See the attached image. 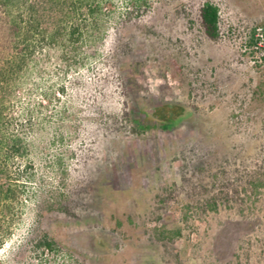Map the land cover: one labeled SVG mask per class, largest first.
Segmentation results:
<instances>
[{"label": "rangeland", "instance_id": "obj_1", "mask_svg": "<svg viewBox=\"0 0 264 264\" xmlns=\"http://www.w3.org/2000/svg\"><path fill=\"white\" fill-rule=\"evenodd\" d=\"M205 1L107 0L71 65L37 55L11 98L33 118L0 264H264V0H209L218 40Z\"/></svg>", "mask_w": 264, "mask_h": 264}, {"label": "trees", "instance_id": "obj_2", "mask_svg": "<svg viewBox=\"0 0 264 264\" xmlns=\"http://www.w3.org/2000/svg\"><path fill=\"white\" fill-rule=\"evenodd\" d=\"M14 1L0 0V4L12 7L17 5ZM23 4L25 8L21 6L17 12L10 8L5 10L6 15L0 14V23H5L0 25V214L11 210L27 183L20 178V172L28 167L24 161L29 155L30 142L21 127L29 124L33 117L30 110L23 111L19 117L14 115L12 96L19 91L24 76L42 51L59 47L64 62L71 65L76 61L80 49L91 40L95 42L97 15L110 5L107 0H24ZM220 19L219 6L205 1L200 8L201 27L213 40L221 37ZM254 42L253 34L250 44ZM4 53L6 56L2 58ZM125 105V127L132 122L143 127L149 115L146 114V120L134 118L127 102ZM172 123L162 120V126L168 129ZM21 163L23 168H20ZM42 243L53 246L47 239Z\"/></svg>", "mask_w": 264, "mask_h": 264}, {"label": "built area", "instance_id": "obj_3", "mask_svg": "<svg viewBox=\"0 0 264 264\" xmlns=\"http://www.w3.org/2000/svg\"><path fill=\"white\" fill-rule=\"evenodd\" d=\"M255 42L253 44L254 62L264 61V30L262 27L255 28L254 31Z\"/></svg>", "mask_w": 264, "mask_h": 264}]
</instances>
